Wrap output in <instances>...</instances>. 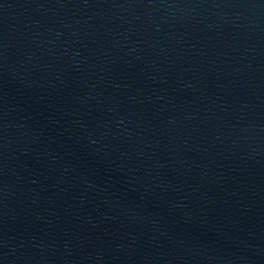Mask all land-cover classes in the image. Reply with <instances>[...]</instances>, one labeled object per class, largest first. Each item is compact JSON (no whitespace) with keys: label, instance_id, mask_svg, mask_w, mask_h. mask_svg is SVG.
Returning <instances> with one entry per match:
<instances>
[{"label":"water","instance_id":"water-1","mask_svg":"<svg viewBox=\"0 0 264 264\" xmlns=\"http://www.w3.org/2000/svg\"><path fill=\"white\" fill-rule=\"evenodd\" d=\"M0 264H264V0H0Z\"/></svg>","mask_w":264,"mask_h":264}]
</instances>
